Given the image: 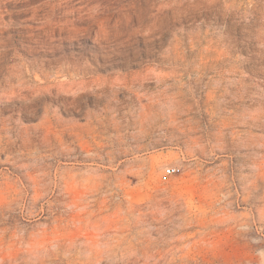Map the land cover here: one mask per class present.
<instances>
[{"label":"rangeland","instance_id":"obj_1","mask_svg":"<svg viewBox=\"0 0 264 264\" xmlns=\"http://www.w3.org/2000/svg\"><path fill=\"white\" fill-rule=\"evenodd\" d=\"M0 264H264V0H0Z\"/></svg>","mask_w":264,"mask_h":264}]
</instances>
